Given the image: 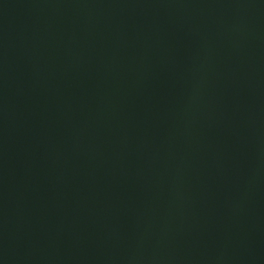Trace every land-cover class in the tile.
I'll use <instances>...</instances> for the list:
<instances>
[{"label":"water","instance_id":"95a60500","mask_svg":"<svg viewBox=\"0 0 264 264\" xmlns=\"http://www.w3.org/2000/svg\"><path fill=\"white\" fill-rule=\"evenodd\" d=\"M0 264H264V0H0Z\"/></svg>","mask_w":264,"mask_h":264}]
</instances>
